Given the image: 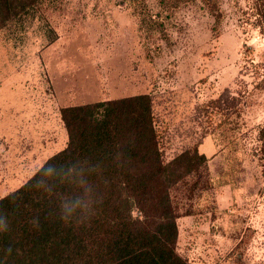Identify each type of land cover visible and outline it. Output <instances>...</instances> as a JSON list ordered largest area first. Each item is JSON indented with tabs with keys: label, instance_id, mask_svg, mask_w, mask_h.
Wrapping results in <instances>:
<instances>
[{
	"label": "rangeland",
	"instance_id": "obj_1",
	"mask_svg": "<svg viewBox=\"0 0 264 264\" xmlns=\"http://www.w3.org/2000/svg\"><path fill=\"white\" fill-rule=\"evenodd\" d=\"M235 1L219 0L215 30L191 3L147 30L131 0H47L41 20L1 30L0 197L65 147L61 107L149 93L164 157L197 145L208 158L179 252L264 264V34L247 19L253 0Z\"/></svg>",
	"mask_w": 264,
	"mask_h": 264
},
{
	"label": "trees",
	"instance_id": "obj_2",
	"mask_svg": "<svg viewBox=\"0 0 264 264\" xmlns=\"http://www.w3.org/2000/svg\"><path fill=\"white\" fill-rule=\"evenodd\" d=\"M46 1L0 0V31L41 20ZM131 1L151 31H164L181 4L213 18V30L222 17L219 0ZM246 12L264 34V0ZM60 115L67 143L42 165L67 174L45 191L34 183L41 165L0 197V264H189L177 249L178 218L211 185L207 156L193 145L164 157L149 93L63 106ZM85 189L87 210L62 214L61 202Z\"/></svg>",
	"mask_w": 264,
	"mask_h": 264
},
{
	"label": "clouds",
	"instance_id": "obj_3",
	"mask_svg": "<svg viewBox=\"0 0 264 264\" xmlns=\"http://www.w3.org/2000/svg\"><path fill=\"white\" fill-rule=\"evenodd\" d=\"M65 168L54 165L49 162H45L37 171L34 183L37 187L42 188L45 191L51 190L53 184L60 177L66 175ZM85 195L76 197L75 199H65L60 204V211L64 215H71L77 209L87 210L88 201L86 199L87 189L84 190Z\"/></svg>",
	"mask_w": 264,
	"mask_h": 264
}]
</instances>
